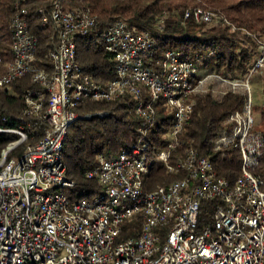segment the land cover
<instances>
[{
    "label": "built area",
    "instance_id": "built-area-1",
    "mask_svg": "<svg viewBox=\"0 0 264 264\" xmlns=\"http://www.w3.org/2000/svg\"><path fill=\"white\" fill-rule=\"evenodd\" d=\"M15 8L10 59L0 55V90L20 78H28L32 88L22 93L24 108L15 124L6 125L8 118L0 123V135L8 139L0 152V264H264V177L253 174L264 139L253 131L250 83L259 76L264 88V37L254 38L257 53L245 70L231 78L199 76L193 61L173 50L158 54L147 32L116 19L102 32L104 49L114 57V77L101 83L76 60L77 41L97 25L92 9L69 10L55 2L48 12L39 11L40 28L51 30L41 57L30 12ZM183 18L207 25L215 15L194 8ZM227 94L241 97L242 104L224 120L212 148L239 153L240 175L232 185L183 137L194 97ZM123 99L134 103L137 140L113 158L98 155L85 173L100 184L101 195L91 202L72 200L64 143L70 125L91 116H80L76 108ZM157 109L163 112L159 126L166 127L159 150L150 138ZM153 162L180 178L145 192ZM212 200L220 201L212 225L200 229V206ZM136 217V235L116 241Z\"/></svg>",
    "mask_w": 264,
    "mask_h": 264
},
{
    "label": "trees",
    "instance_id": "trees-1",
    "mask_svg": "<svg viewBox=\"0 0 264 264\" xmlns=\"http://www.w3.org/2000/svg\"><path fill=\"white\" fill-rule=\"evenodd\" d=\"M55 2L64 8L92 9L97 25L88 37L76 44V60L84 74L95 81L105 83L114 77V57L104 49L99 39L103 30L116 19H123L142 32H147L155 42L156 52L173 50L185 60L193 61L199 73H214L222 77L233 76L249 67L257 53L255 37H264V0H0V55L10 59V20L15 7L27 9L31 32L38 39V56H44L51 35L49 28L37 23L39 11L48 12ZM201 8L212 12L216 21L210 27L184 19L185 10ZM203 60L202 70L197 62ZM32 88L28 78H20L6 89L0 90V123L11 119L14 125L24 108L22 93ZM191 118L183 137L199 157L207 158L218 177L234 183L240 175L239 153L228 149L215 152L212 142L229 114L240 109L242 98L227 94L221 99L209 95L193 99ZM81 117L67 131L63 148V163L67 179L74 184L68 191L72 200L89 199L101 195L102 188L95 180L85 177L98 155L113 158L135 143L138 119L134 115V103L130 99L116 102H86L76 108ZM261 133L264 139V107L257 108ZM97 113L104 115L98 116ZM161 126H155L150 138L156 149L162 144ZM159 132V133H158ZM8 139L0 135V152ZM182 148L177 149L178 154ZM254 175L264 177V151ZM180 178V174H168L162 164L153 162L143 181L144 191L165 186ZM218 200L204 202L198 213V228L212 225V214ZM139 220L126 222L118 240L133 237L138 232Z\"/></svg>",
    "mask_w": 264,
    "mask_h": 264
},
{
    "label": "rangeland",
    "instance_id": "rangeland-1",
    "mask_svg": "<svg viewBox=\"0 0 264 264\" xmlns=\"http://www.w3.org/2000/svg\"><path fill=\"white\" fill-rule=\"evenodd\" d=\"M216 21H212L210 24H207V27L212 26L213 24H215ZM102 38H103V34H101L99 42H102ZM198 67L200 70H202V66H203V60H199L197 62ZM199 76H202L203 73H199ZM228 78H231V76H228ZM251 88H252V102H253V106H252V115L254 118V127H253V131H261V124L259 123V115L258 112H256L257 108H263L264 107V88H263V82H262V78L259 76H254L251 79ZM163 112H168L166 108H163ZM163 112L160 109H157V113L158 115L155 117V125L159 126L160 125V121L162 120L163 117ZM169 113V112H168ZM170 114V113H169ZM170 116V115H169ZM166 127H160V133L163 132V130H165ZM157 151H150L148 154L149 158H152L154 156V153H156ZM98 197V195H93L91 198L89 199H81L80 201H94L96 198Z\"/></svg>",
    "mask_w": 264,
    "mask_h": 264
}]
</instances>
